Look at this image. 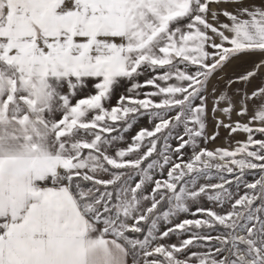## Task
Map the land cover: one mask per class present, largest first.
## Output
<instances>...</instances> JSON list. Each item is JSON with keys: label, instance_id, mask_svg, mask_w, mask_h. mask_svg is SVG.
Masks as SVG:
<instances>
[{"label": "snow or ice", "instance_id": "obj_1", "mask_svg": "<svg viewBox=\"0 0 264 264\" xmlns=\"http://www.w3.org/2000/svg\"><path fill=\"white\" fill-rule=\"evenodd\" d=\"M0 264H264V0H0Z\"/></svg>", "mask_w": 264, "mask_h": 264}, {"label": "rangeland", "instance_id": "obj_2", "mask_svg": "<svg viewBox=\"0 0 264 264\" xmlns=\"http://www.w3.org/2000/svg\"><path fill=\"white\" fill-rule=\"evenodd\" d=\"M232 72V68L229 69V73ZM144 78L141 77V80H143ZM213 83H215V81H213ZM209 107H211V104L209 105ZM234 119H239L238 117H234ZM146 120L147 118H144V120H141L138 125L133 129V132H135L136 130H138L139 127H144V126H148L151 127L150 124H146ZM209 123H208V127L206 129V131L209 134H212L214 131V127H213V123H212V119H211V115L208 118ZM246 122V121H245ZM133 133H128L126 134L127 136H131ZM259 134H257V139H259ZM246 139V134L243 133H237L234 136H232L230 139L228 138V133L226 130L224 129H220V136L218 137L217 141H215L214 143H210L208 145L209 148H216V147H228L229 144H231L233 147L236 146V141H243ZM175 144V141L173 142ZM249 180H252L253 177H248ZM188 218H192V217H188ZM171 242H176V237H172Z\"/></svg>", "mask_w": 264, "mask_h": 264}]
</instances>
